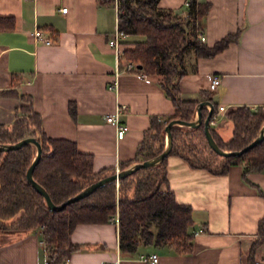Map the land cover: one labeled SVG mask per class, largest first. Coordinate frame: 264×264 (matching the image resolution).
Instances as JSON below:
<instances>
[{
  "label": "crops",
  "instance_id": "crops-1",
  "mask_svg": "<svg viewBox=\"0 0 264 264\" xmlns=\"http://www.w3.org/2000/svg\"><path fill=\"white\" fill-rule=\"evenodd\" d=\"M196 2L209 5L199 23L205 45L237 32L239 37L212 58L194 60L187 54L180 97L210 102L216 113L223 107L225 112L209 128L227 142L233 132L226 119L229 111H264V0ZM158 7L183 18L188 0H158ZM117 15L114 5L104 0H0V17L13 21L10 30H0V92L29 97L46 136L73 142L79 152L91 155L93 173L133 161L151 121L173 115L158 76L122 73L115 90L108 89L116 59L107 41L117 29ZM35 28L52 43L33 42ZM127 40L132 38L127 36L122 50L131 47ZM211 75L220 78L213 90L208 88ZM18 105V97H0V124L13 123ZM117 105L126 106L120 122L127 131L121 140L104 121ZM207 111L203 107L201 114ZM165 172L176 203L191 208L190 253L138 246L132 255L122 256L115 223L80 224L70 234L77 249L67 252L66 264H246L264 217V169L243 177V166L231 165L225 174L215 175L171 155ZM152 255L155 263L144 260ZM254 260L264 264V241L256 247ZM0 264H46L41 229L0 231Z\"/></svg>",
  "mask_w": 264,
  "mask_h": 264
},
{
  "label": "trees",
  "instance_id": "trees-1",
  "mask_svg": "<svg viewBox=\"0 0 264 264\" xmlns=\"http://www.w3.org/2000/svg\"><path fill=\"white\" fill-rule=\"evenodd\" d=\"M117 29L132 40L131 47L123 50V58L140 66V71L161 78L160 86L173 106V115L164 120L153 119L144 139L138 146L135 159L119 165L123 170L132 163L151 159L165 146L164 127L172 120L191 122L197 102L180 97L179 81L185 75V58L208 59L235 43L239 32L228 35L208 47L198 39L199 23L208 10L207 3L188 0V11L180 18L170 11L161 10L158 0H118ZM11 18L0 17V30H10ZM0 97H18L13 91L0 92ZM212 115L216 108L213 106ZM20 109H23L20 107ZM10 126L0 124V144H14L32 137L40 145L41 153L34 167L33 180L48 194L51 202L60 205L97 180L112 175L114 170L92 171V156L77 150L75 143L46 136L40 116L29 102L27 115L17 116ZM70 113L74 106L70 105ZM205 112H202V118ZM226 119L233 132L227 142L220 140L210 129L219 149L238 151L250 144L264 123V111L239 107L229 111ZM171 150L168 156H177L191 168L205 169L223 175L231 165L243 166V177L249 172L264 169V139L238 158H223L208 147L203 127L173 126ZM36 150L26 145L19 150L0 151V230L5 227L15 232L42 229L46 264H63L67 252L77 249L69 241L75 226L80 224L113 223L117 218L118 248L122 256H130L138 246L170 247L178 254L191 252V208L176 203L167 188L165 160L159 165L140 169L115 184H106L87 197L51 212L43 198L27 183L25 173L35 157ZM163 186L165 188H163ZM264 198V194L260 193ZM260 238L252 245L246 264H256L254 251L264 241V217L258 221Z\"/></svg>",
  "mask_w": 264,
  "mask_h": 264
},
{
  "label": "water",
  "instance_id": "water-1",
  "mask_svg": "<svg viewBox=\"0 0 264 264\" xmlns=\"http://www.w3.org/2000/svg\"><path fill=\"white\" fill-rule=\"evenodd\" d=\"M137 69H140V66H137ZM208 107V111L205 115L204 118H202L201 110L203 107ZM213 105L210 102H201L198 103L196 106V117L191 121V122H182L179 120H172L170 121L165 127H164V134H165V146L162 150L161 153H159L157 156L144 160L142 162H137V163H132L128 167L124 168L123 170H119L117 174L113 173L112 175L106 176L104 178H101L97 180L96 182L88 185L84 189H82L78 194L75 196L67 199L65 202L61 203L60 205H55L51 202L48 194L45 192V190L39 186L32 177V173L34 170V167L39 161L40 158V145L37 142L35 138L32 137H26L21 139L20 141L14 143V144H8V145H1L0 144V151H13V150H19L23 146L26 145H32L35 150V157L32 160L31 164L26 170L25 173V178L27 183L31 186V188L37 192L42 198L43 201L47 207V209L51 212H59L62 211L66 206L75 203L91 193H93L95 190L102 188L106 184H111V183H118L120 180L125 179L126 177L130 176L131 174L135 173L136 171L140 169H149L152 167H155L159 165L169 154L171 150V133L170 129L173 126H180V127H185V128H197L199 126L203 127V133L204 137L206 140V143L208 147L210 148L211 151H213L215 154L218 156H221L223 158H238L248 150L252 149L255 147L258 143H260L264 139V123L261 125L260 130L256 136V138L247 146L242 148L241 150L238 151H224L218 148L216 145L215 141L213 140L211 133H210V128H209V122H210V117L213 112Z\"/></svg>",
  "mask_w": 264,
  "mask_h": 264
},
{
  "label": "built area",
  "instance_id": "built-area-1",
  "mask_svg": "<svg viewBox=\"0 0 264 264\" xmlns=\"http://www.w3.org/2000/svg\"><path fill=\"white\" fill-rule=\"evenodd\" d=\"M104 1L111 2L114 5L115 9L118 11V8H119L118 0H104ZM65 11H66L65 8H62L60 10L61 13H65ZM30 37L35 43H44L45 45H50L52 43L49 38H45L43 36V33L41 30L36 29V28L31 32ZM126 39H127V35L124 32L116 29L107 41V45L109 48L113 50L115 59H116V65H115V70L113 74V81L108 86L109 90H115L116 79L122 73H131V74H135L141 78L146 79L145 73L137 69L134 63H132L131 61L125 60L123 58V50L121 49V47ZM198 39L201 42H203L204 41L203 35L199 33ZM219 84H220V78L216 75H211L209 79V85H208L209 90H213L217 88ZM125 112H126L125 105H117L114 107L113 111L110 114H107L104 118L105 123L111 124L115 127V136L117 140H121L127 131V127L121 124L120 122V117L124 115ZM224 112H225V109L223 107H218L217 113L215 115H211L209 125L216 123L218 121V114H222ZM118 172H119V169L115 168L114 173L117 174ZM113 223L117 225V218L114 219ZM144 260L149 261L150 263H155L157 261V257L155 255H152L148 257L147 259L144 258ZM67 261H68V258L67 256H65L63 260V264H66Z\"/></svg>",
  "mask_w": 264,
  "mask_h": 264
},
{
  "label": "rangeland",
  "instance_id": "rangeland-1",
  "mask_svg": "<svg viewBox=\"0 0 264 264\" xmlns=\"http://www.w3.org/2000/svg\"><path fill=\"white\" fill-rule=\"evenodd\" d=\"M20 107L23 109H20ZM16 108H19V110H17V112H15L17 114V116L27 115L26 111H27V109H29L28 100L27 99H19V105ZM118 185H119V182L115 184L116 189L118 188ZM0 231H7L8 232V231H14V230L5 227L4 229H1Z\"/></svg>",
  "mask_w": 264,
  "mask_h": 264
}]
</instances>
